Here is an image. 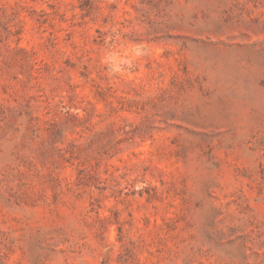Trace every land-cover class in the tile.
<instances>
[{
	"label": "rangeland",
	"instance_id": "rangeland-1",
	"mask_svg": "<svg viewBox=\"0 0 264 264\" xmlns=\"http://www.w3.org/2000/svg\"><path fill=\"white\" fill-rule=\"evenodd\" d=\"M0 264H264V0H0Z\"/></svg>",
	"mask_w": 264,
	"mask_h": 264
}]
</instances>
